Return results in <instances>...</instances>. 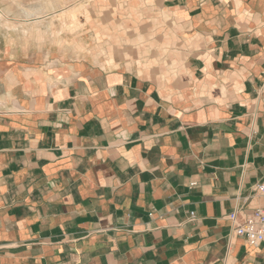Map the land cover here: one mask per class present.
<instances>
[{
	"label": "crops",
	"instance_id": "0c3cea01",
	"mask_svg": "<svg viewBox=\"0 0 264 264\" xmlns=\"http://www.w3.org/2000/svg\"><path fill=\"white\" fill-rule=\"evenodd\" d=\"M15 1L0 264H264L228 219L264 208V0H116L134 10L108 27L127 35L103 43L114 58L62 38L77 33L62 0Z\"/></svg>",
	"mask_w": 264,
	"mask_h": 264
},
{
	"label": "rangeland",
	"instance_id": "374dc122",
	"mask_svg": "<svg viewBox=\"0 0 264 264\" xmlns=\"http://www.w3.org/2000/svg\"><path fill=\"white\" fill-rule=\"evenodd\" d=\"M3 8H10L15 10H21L23 4L21 1H15V0H3L0 2ZM30 9L35 11L38 9V2L37 0H30ZM62 7L64 11L68 13H71L73 18V30L77 31L75 34H62V38L69 41L70 37L72 40L77 41H86L87 44H90V46L93 48H96L94 51L90 52H97L99 56H110L112 58L115 57V54H117L119 51L111 49L109 54L108 51L102 50L103 43L111 42L112 45H119L121 44V41L125 40V37L127 35H120L117 33H108L109 26L111 28V25L120 27L122 25H125L126 23L122 22V16L125 12L132 13L134 5L133 3L129 2L127 3V7H123V5H119V2L114 1H108V0H62ZM46 10H49L54 6L53 0H46L45 2ZM121 16V17H120ZM120 17V18H119ZM5 18H2L0 20H3ZM52 21L51 18L45 20L46 25H48V22ZM69 24V23H68ZM65 23L62 24L64 26ZM118 27L115 28L117 30ZM92 29L93 32L86 33V30ZM52 35H49V37ZM48 37V36H47ZM85 51H80V53H83ZM104 52V53H103ZM124 50H121V57H127L125 56V53H127ZM120 54V53H119ZM119 57L120 55H116Z\"/></svg>",
	"mask_w": 264,
	"mask_h": 264
},
{
	"label": "built area",
	"instance_id": "2783aa9c",
	"mask_svg": "<svg viewBox=\"0 0 264 264\" xmlns=\"http://www.w3.org/2000/svg\"><path fill=\"white\" fill-rule=\"evenodd\" d=\"M256 194L264 198V181L256 185ZM194 218V215H191ZM235 236L245 239L248 245L264 244V208L254 209L250 214L235 211L228 216Z\"/></svg>",
	"mask_w": 264,
	"mask_h": 264
}]
</instances>
